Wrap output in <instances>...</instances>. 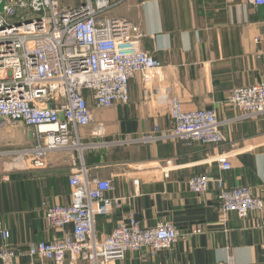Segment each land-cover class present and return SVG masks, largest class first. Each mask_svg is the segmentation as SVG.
I'll return each mask as SVG.
<instances>
[{
	"label": "crops",
	"instance_id": "crops-1",
	"mask_svg": "<svg viewBox=\"0 0 264 264\" xmlns=\"http://www.w3.org/2000/svg\"><path fill=\"white\" fill-rule=\"evenodd\" d=\"M113 11L137 28L140 49L162 68L136 74L125 105L98 109L86 93L92 122L78 130L88 146L82 159L93 178L111 181L107 196L119 200L108 216L95 219L98 242L132 215L141 228L169 222L184 237L153 255L126 253L115 264H264V209L243 219L234 213L222 217L213 184L200 195L187 186L192 177L207 175L227 188L248 187L264 202V119L224 125L225 141L217 146L117 145L155 126L169 127L161 103L167 94L185 111L215 110L219 121L233 118L234 110L223 105L231 91L264 82V7L251 0H124ZM96 127L102 132L93 135ZM31 140L23 125L0 129V149L26 148ZM218 155L229 156V171L218 168ZM44 163L36 169L28 159H0V226L19 252L15 264H53L30 258L27 250L63 235L48 226L41 204L69 202L68 178L78 156L50 153Z\"/></svg>",
	"mask_w": 264,
	"mask_h": 264
},
{
	"label": "built area",
	"instance_id": "built-area-1",
	"mask_svg": "<svg viewBox=\"0 0 264 264\" xmlns=\"http://www.w3.org/2000/svg\"><path fill=\"white\" fill-rule=\"evenodd\" d=\"M123 1L83 0L70 7L61 0H0V129L23 125L32 138L29 147L0 149V159H28L36 169L45 167L50 153L76 154L79 160L68 178L69 202L41 204L48 226L63 235L32 244L27 250L30 258L53 264H115L126 253L144 250L153 255L184 237L169 222L141 228L132 215L103 241L98 242L95 235V219L108 216L119 200L107 196L111 181L93 178L82 159L88 146L78 130L92 122L86 93L98 109L125 105L129 81L138 73L162 68L160 61L140 49L136 27L107 15ZM251 2L264 7V0ZM161 103L169 112L168 128L155 126L117 145L176 141L186 146L220 145L225 141L224 125L264 119V82L232 90L223 105L235 115L225 121L217 119L215 110L185 111L170 94ZM100 132L102 128L96 127L93 135ZM214 161L221 171L231 168L227 155H218ZM211 184L216 187L222 217L234 213L243 219L264 209V202L248 187L227 188L221 179L207 175H196L187 182L188 190L197 195L205 194ZM68 226L71 231H65ZM8 237L0 226V264H15L19 254L8 244Z\"/></svg>",
	"mask_w": 264,
	"mask_h": 264
},
{
	"label": "rangeland",
	"instance_id": "rangeland-1",
	"mask_svg": "<svg viewBox=\"0 0 264 264\" xmlns=\"http://www.w3.org/2000/svg\"><path fill=\"white\" fill-rule=\"evenodd\" d=\"M64 6H77L83 2V0H61ZM114 11H110L107 15L113 16Z\"/></svg>",
	"mask_w": 264,
	"mask_h": 264
},
{
	"label": "water",
	"instance_id": "water-1",
	"mask_svg": "<svg viewBox=\"0 0 264 264\" xmlns=\"http://www.w3.org/2000/svg\"><path fill=\"white\" fill-rule=\"evenodd\" d=\"M0 11H1V7H0Z\"/></svg>",
	"mask_w": 264,
	"mask_h": 264
}]
</instances>
